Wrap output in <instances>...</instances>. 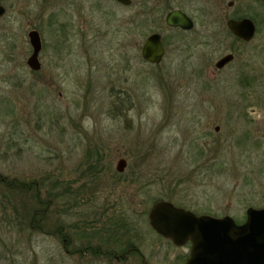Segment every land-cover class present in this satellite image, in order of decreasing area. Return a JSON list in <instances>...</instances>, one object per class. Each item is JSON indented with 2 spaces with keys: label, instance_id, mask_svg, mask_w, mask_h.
<instances>
[{
  "label": "rangeland",
  "instance_id": "1",
  "mask_svg": "<svg viewBox=\"0 0 264 264\" xmlns=\"http://www.w3.org/2000/svg\"><path fill=\"white\" fill-rule=\"evenodd\" d=\"M0 4V179L21 183L22 212L39 202L46 211L16 219L1 207L0 264H104L66 252L83 244L64 241L101 210L134 225L147 262L179 264L191 243L178 246L151 228L156 203L238 224L248 208H264L263 1ZM176 8L194 19L192 30L166 25ZM237 14L256 22L249 43L229 33L226 22ZM34 29L42 40L36 73L27 64ZM154 32L167 45L158 65L142 57ZM227 53L234 63L217 71ZM119 264L143 261L132 254Z\"/></svg>",
  "mask_w": 264,
  "mask_h": 264
},
{
  "label": "water",
  "instance_id": "2",
  "mask_svg": "<svg viewBox=\"0 0 264 264\" xmlns=\"http://www.w3.org/2000/svg\"><path fill=\"white\" fill-rule=\"evenodd\" d=\"M117 1L127 5L132 3V0ZM4 12L5 8L0 5V16ZM166 23L185 30L194 26V21L179 9L168 13ZM227 26L246 42L254 38L257 30L251 18L230 19ZM29 37L33 53L27 63L31 69L39 70L41 37L37 30L31 31ZM164 54L161 34H151L142 47L143 58L151 63H160ZM233 58V54L225 55L216 63V67H224ZM125 166V160L121 159L118 171L122 172ZM150 222L158 233L172 239L177 245L192 241L191 257L187 264H264V208H249L246 221L238 224L231 216H198L171 202L160 201L151 210Z\"/></svg>",
  "mask_w": 264,
  "mask_h": 264
},
{
  "label": "flooded vegetation",
  "instance_id": "3",
  "mask_svg": "<svg viewBox=\"0 0 264 264\" xmlns=\"http://www.w3.org/2000/svg\"><path fill=\"white\" fill-rule=\"evenodd\" d=\"M111 1L113 3H115L118 7L120 6V7L130 8L133 4V0H132V3L129 5L123 4L117 0H111ZM234 4L235 3H233V5L230 7H233ZM176 9H178V8H176ZM5 11H6V9H5ZM241 17H243V15L237 14V15H233V16L229 17L228 19L240 20ZM169 28L177 29V30H181V31L186 32V30H183L180 27H169ZM34 30H36V29H34ZM228 30H229L230 35L234 39L242 41L237 36H235L229 28H228ZM31 31H33V30H31ZM30 32H29V34H30ZM162 42H163V46L165 49V55H166L167 45H165V43H164L163 35H162ZM242 42H244V41H242ZM227 54H233L234 55L233 60L231 62L227 63L222 68H216L217 71H223L224 69H226L227 67L231 66L234 63L235 54L234 53H227ZM165 55H164V57H165ZM164 57H163V59H164ZM222 57H220V58H222ZM217 61H216V63H217ZM40 63H41V61H40ZM216 63H215V65H216ZM153 65H155V64H153ZM156 65H158V64H156ZM42 66H43V64L41 63L40 69L34 70V72L35 73L40 72L42 69ZM127 165L128 164L126 162V166ZM105 212L106 211H102V210L97 211L95 214V217L91 220H88V222L85 223L83 228H78L77 226L76 227L72 226L74 230L75 229L78 230L75 232V234H76L75 240L65 238L64 239L65 244L70 247V246H72L71 244H74V241H81V243L83 245L78 250H74V251L67 250L66 252L71 253L73 255L74 254H81V255L87 256V257L88 256H97V258L99 260L103 261L104 264H107L106 262H108V263L112 262V264H116V263L119 264L120 262H124L127 259H129L132 254H136L142 258L143 264H150L149 262L146 261L145 255H143L138 248V244H137L138 241L137 240H139V239H137L138 234L136 233L137 231H136L134 225L131 222L128 223L127 219H125L121 214L118 215V214L112 213L110 216H106L107 214ZM71 231L72 230L70 229V233H71ZM69 235L71 236V234H69ZM84 240H86L87 243H84L85 242ZM82 241H84V242H82ZM189 257H190V253L188 254V257H186V258H185V256L184 257L179 256V264H187Z\"/></svg>",
  "mask_w": 264,
  "mask_h": 264
},
{
  "label": "trees",
  "instance_id": "4",
  "mask_svg": "<svg viewBox=\"0 0 264 264\" xmlns=\"http://www.w3.org/2000/svg\"><path fill=\"white\" fill-rule=\"evenodd\" d=\"M1 183H0V187L6 189L5 191H3V193L0 192V220L5 219V214H3L1 212V207L3 208V210H5V208L7 209L9 206L12 207L15 211V215H16V219H21L22 217L25 219H28V217L32 218L31 220H34L35 216L38 215V217H44V214H42V210L45 211V206L44 203L39 202L36 200V202L38 203V205H34L32 203H30L26 208H24V212H22L19 208V206L17 205L18 200H17V195H19L18 191L22 188L21 183L18 182H10L9 184L13 183L12 186L15 184L14 189H16L15 191H10L12 188L8 187L9 184L8 183H4L2 179H0ZM18 183V184H17ZM13 189V190H14ZM69 194V193H67ZM66 194V195H67ZM36 198V196H35ZM43 205V208H42ZM38 211V212H37ZM46 212V211H45ZM47 215V214H46ZM22 216V217H21ZM49 216V213H48ZM3 222L0 221V226H5L7 224H2ZM32 225H34L33 222H31L30 224L28 223V226L31 227ZM58 228L56 229V232L58 233ZM64 238V236H63Z\"/></svg>",
  "mask_w": 264,
  "mask_h": 264
}]
</instances>
